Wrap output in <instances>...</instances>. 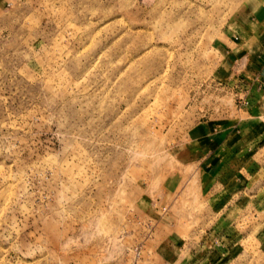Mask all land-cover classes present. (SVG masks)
Wrapping results in <instances>:
<instances>
[{
    "label": "rangeland",
    "instance_id": "1",
    "mask_svg": "<svg viewBox=\"0 0 264 264\" xmlns=\"http://www.w3.org/2000/svg\"><path fill=\"white\" fill-rule=\"evenodd\" d=\"M259 2L0 0V264L193 255L214 218L180 152L243 105L225 51Z\"/></svg>",
    "mask_w": 264,
    "mask_h": 264
},
{
    "label": "crops",
    "instance_id": "2",
    "mask_svg": "<svg viewBox=\"0 0 264 264\" xmlns=\"http://www.w3.org/2000/svg\"><path fill=\"white\" fill-rule=\"evenodd\" d=\"M257 6L225 51L231 65L224 73L243 105L198 122L180 152L186 181L214 218L210 229H195L193 255L180 264H227L249 237L264 249V0Z\"/></svg>",
    "mask_w": 264,
    "mask_h": 264
}]
</instances>
